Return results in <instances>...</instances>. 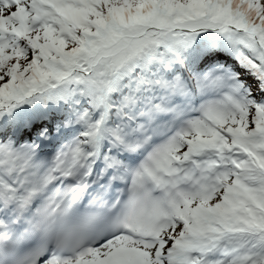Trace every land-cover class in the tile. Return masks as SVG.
Listing matches in <instances>:
<instances>
[{
  "label": "snow or ice",
  "instance_id": "6c2138e0",
  "mask_svg": "<svg viewBox=\"0 0 264 264\" xmlns=\"http://www.w3.org/2000/svg\"><path fill=\"white\" fill-rule=\"evenodd\" d=\"M0 264H264V0H0Z\"/></svg>",
  "mask_w": 264,
  "mask_h": 264
}]
</instances>
